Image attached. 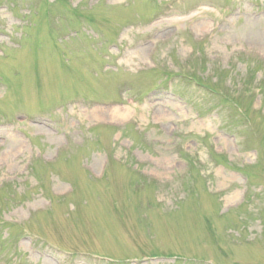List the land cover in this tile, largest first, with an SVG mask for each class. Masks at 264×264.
<instances>
[{
	"label": "rangeland",
	"instance_id": "1",
	"mask_svg": "<svg viewBox=\"0 0 264 264\" xmlns=\"http://www.w3.org/2000/svg\"><path fill=\"white\" fill-rule=\"evenodd\" d=\"M0 264H264V0H0Z\"/></svg>",
	"mask_w": 264,
	"mask_h": 264
},
{
	"label": "bare ground",
	"instance_id": "2",
	"mask_svg": "<svg viewBox=\"0 0 264 264\" xmlns=\"http://www.w3.org/2000/svg\"><path fill=\"white\" fill-rule=\"evenodd\" d=\"M124 112V111H123ZM122 111H120V109L119 108H115V109H112L111 110V116L110 117H112V118H114V117H124V114H122L123 113Z\"/></svg>",
	"mask_w": 264,
	"mask_h": 264
}]
</instances>
